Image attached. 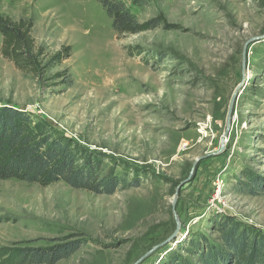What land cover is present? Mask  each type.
<instances>
[{
  "label": "rangeland",
  "instance_id": "obj_1",
  "mask_svg": "<svg viewBox=\"0 0 264 264\" xmlns=\"http://www.w3.org/2000/svg\"><path fill=\"white\" fill-rule=\"evenodd\" d=\"M120 1L139 24L161 16L172 28L116 39L97 0H0V16L32 20L43 63L71 48L41 77L0 55V106L29 115L31 131L44 126L100 153L101 174L121 182L105 195L0 181V264H18L16 249L64 241L81 248L56 264H134L175 231L173 205L178 234L142 264H170L174 254L196 264L181 248L194 240L221 249L224 217L264 243V38L243 66L246 42L264 35V0ZM184 36L201 45L198 61L179 56ZM152 79L178 99L161 103ZM131 91L144 138L129 135Z\"/></svg>",
  "mask_w": 264,
  "mask_h": 264
},
{
  "label": "trees",
  "instance_id": "obj_2",
  "mask_svg": "<svg viewBox=\"0 0 264 264\" xmlns=\"http://www.w3.org/2000/svg\"><path fill=\"white\" fill-rule=\"evenodd\" d=\"M97 2L111 19L116 39L165 25L161 16L139 24L120 0ZM33 27L31 19L0 16V55L16 70L41 77L47 68L67 60L71 48L61 47L43 63V49L35 45ZM165 28L172 27L165 25ZM57 76L61 78L60 74ZM29 126V115L0 106V181L17 180L42 187L62 183L76 190L105 195L117 190L119 179L101 174L103 157L100 153L83 152L71 138L56 130L42 126L31 131ZM232 221L224 217L215 226L221 249L207 246L205 241L199 245L192 240L189 248L181 250L195 256L196 264H264V243L239 230ZM80 248L78 241H64L50 247H24L13 252L18 264H56L70 258ZM172 258L170 264H194L177 254Z\"/></svg>",
  "mask_w": 264,
  "mask_h": 264
},
{
  "label": "bare ground",
  "instance_id": "obj_3",
  "mask_svg": "<svg viewBox=\"0 0 264 264\" xmlns=\"http://www.w3.org/2000/svg\"><path fill=\"white\" fill-rule=\"evenodd\" d=\"M187 19V18H186ZM192 21H194L192 19ZM186 22V21H185ZM187 23V22H186ZM194 23V22H193ZM181 47H177V52L179 54L180 57L187 59L190 58L191 61H198V55L201 52V45L190 39L188 36H184L183 37V44H181ZM154 81H157L155 79H152ZM156 90H157V97L161 100V103H164L165 105L170 106L171 103L175 100L178 99V96H176L174 94V89L173 88H167L165 84L161 83V82H156ZM132 91L131 93L128 94V105L125 109V111L127 112V124L130 125V136H137L138 138H144L145 133L144 131L147 129L144 121L142 120L141 116H137L135 115V104L132 102L131 98H132ZM140 101L143 100V98L141 97L140 99H138ZM123 107H120L119 110H122ZM121 116L122 114H118ZM187 144V142L183 143V146L185 147Z\"/></svg>",
  "mask_w": 264,
  "mask_h": 264
},
{
  "label": "water",
  "instance_id": "obj_4",
  "mask_svg": "<svg viewBox=\"0 0 264 264\" xmlns=\"http://www.w3.org/2000/svg\"><path fill=\"white\" fill-rule=\"evenodd\" d=\"M263 38H264V35L260 36V37L252 38V39H250V40H248L246 42V44L244 46V51H243V66L244 67H245V63H246L248 48L251 45H253L254 43L260 41ZM236 99H237V94H236V92H234L233 95H232V98L230 100V103H229V109H228V113H227L226 129H225V132H224V137L228 135L229 129L231 127L232 115H233V107L235 105ZM192 178H193V174L190 175V177L187 179L186 183L191 182ZM179 190H180V187L177 188V191H176V194H175V198L178 195ZM172 211H173V215H174L175 220H176V229H175V231L170 235V237H168L165 241H163V242L159 243L158 245H156L153 249H151L145 255H143L141 258H139L134 264H142L145 260H147L152 255V253H154L155 250L164 248L165 246L169 245L171 243V241L176 237V235L178 234V231H179V222H178V219H177V214L175 212V205H173Z\"/></svg>",
  "mask_w": 264,
  "mask_h": 264
},
{
  "label": "built area",
  "instance_id": "obj_5",
  "mask_svg": "<svg viewBox=\"0 0 264 264\" xmlns=\"http://www.w3.org/2000/svg\"><path fill=\"white\" fill-rule=\"evenodd\" d=\"M215 185V192H216V195L217 196L221 191H222V188H223V181L222 180H218L214 183Z\"/></svg>",
  "mask_w": 264,
  "mask_h": 264
}]
</instances>
